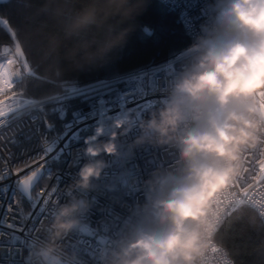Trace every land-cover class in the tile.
<instances>
[{
	"label": "clouds",
	"instance_id": "1",
	"mask_svg": "<svg viewBox=\"0 0 264 264\" xmlns=\"http://www.w3.org/2000/svg\"><path fill=\"white\" fill-rule=\"evenodd\" d=\"M147 4L91 0L73 5L63 13L58 33L48 37L47 54L77 70L97 66L123 46ZM208 7L211 14L181 53L185 63L161 105L140 120L141 134L133 141L134 146L174 147L179 167L148 181L146 202L110 264H236L215 241L222 221L215 206L248 171L247 155L258 148L262 170L253 179L264 181V0H215ZM130 113L111 121L107 140L100 139L103 123L85 137L83 154L89 159L70 191H88L101 178L108 165L99 157L119 154L117 140L133 126ZM88 206L73 199L57 208L48 240L35 252L39 264H61L58 243L80 226Z\"/></svg>",
	"mask_w": 264,
	"mask_h": 264
},
{
	"label": "built area",
	"instance_id": "2",
	"mask_svg": "<svg viewBox=\"0 0 264 264\" xmlns=\"http://www.w3.org/2000/svg\"><path fill=\"white\" fill-rule=\"evenodd\" d=\"M158 1L178 14L193 42L207 15L211 14L208 6L215 2ZM181 53L130 73L87 85L64 83L62 94L48 101H22L17 98L0 101V189H3L0 191V264H39L35 252L48 240L54 213L59 206L73 199L86 200L89 206L79 216L80 226L58 243L57 254L61 256V264H110L112 252L118 251L129 225L137 219L139 207L146 202L148 181L157 173L175 171L179 167V154L174 147L147 143L134 146L133 141L141 134L137 126L140 120L147 119L149 112L161 105L169 82L185 63ZM0 62L11 85L35 76L15 43L0 48ZM104 82H108L107 86ZM96 85H100L98 91L86 94L79 91ZM142 88L149 89L143 98ZM130 89H139L134 101L125 99ZM117 93L121 94L117 104L107 105L99 100L103 97L106 101H115ZM75 97H81L84 105L73 114L90 112L96 105L97 115L68 132L71 136L72 132L78 131L79 137L72 144L75 160L66 165L64 156L59 159L54 157L68 139V136L64 139L60 137L66 130L65 125L72 122L73 114L61 131H54L44 123L40 110L46 103ZM144 99H148L146 103H143ZM128 110H131L133 126L127 135L117 140L119 154L99 157L106 160L108 166L101 178L93 181L90 190L70 191L69 186L78 179L80 167L89 159L83 154L85 137L93 133L98 123H103L105 135L100 139L107 140L111 121ZM260 161L261 151L258 148L247 155L245 167L248 171L238 178L237 184L220 194L215 206L222 217L219 230L228 217L242 207L252 209L264 226V181L253 179L262 170ZM41 169L40 179L28 199L21 191V182ZM54 188L56 192L49 197ZM40 207L44 209L43 214L39 212ZM218 232L215 236L217 243ZM13 236L18 239L10 243Z\"/></svg>",
	"mask_w": 264,
	"mask_h": 264
},
{
	"label": "trees",
	"instance_id": "3",
	"mask_svg": "<svg viewBox=\"0 0 264 264\" xmlns=\"http://www.w3.org/2000/svg\"><path fill=\"white\" fill-rule=\"evenodd\" d=\"M88 2L91 0H8L0 4V48L18 43L35 73L33 78L18 81L6 97L11 94L23 100L48 101L62 94L64 83L87 85L127 74L177 55L193 43L176 12L158 0H148L146 10L132 22L123 46L114 49L97 66L74 69L62 57L47 54L48 37L58 33L64 12ZM99 2L103 5V0ZM83 105L81 97L68 98L46 103L40 112L48 127L61 131L73 112ZM216 239L228 249L236 264H264V226L252 209L234 211Z\"/></svg>",
	"mask_w": 264,
	"mask_h": 264
},
{
	"label": "snow or ice",
	"instance_id": "4",
	"mask_svg": "<svg viewBox=\"0 0 264 264\" xmlns=\"http://www.w3.org/2000/svg\"><path fill=\"white\" fill-rule=\"evenodd\" d=\"M104 84H105V86H107L108 82H104ZM99 87H100V85H96V86H91L90 88H85V89H82V90H79V91L81 92V94H86V93H88L90 91H98ZM138 91H139V89H130L128 91V93H126V95H125L126 101H134L136 99ZM148 91H149V89H147V90L143 89V92L141 93L142 98L147 96ZM120 95L121 94L117 93L115 101H113L111 99L106 101V100L103 99V97H101L99 100L101 102H106L107 105H114V104L118 103ZM147 100L148 99H144L143 103H146ZM60 114H61V117H63V114H64L63 108L60 109ZM96 115H97V106L96 105H93L92 110L90 112H87V113H77V112H75L73 114L72 122L65 125V129L66 130H65L63 136L60 137V139H64V136H68V132L71 131L74 127H76L77 124L84 123L85 121L94 118ZM78 137H79V132L78 131L72 132V135L68 136V139L65 140V142H64L63 148L60 149V152L57 153V156L54 157V158L55 159H59L61 156H64L65 157V164L66 165H71L74 162V160H75V157L73 156L72 144H73V141H76L78 139ZM49 151H51V149H49ZM35 176H36V173L34 172L31 175V181L33 180V178ZM21 183L25 186V188H27V186L29 185L28 177L26 179H24ZM0 191H3V189H0ZM55 192H56V189L55 188L52 189V192L48 194L49 197H51V195L53 193H55ZM45 203H46V201H45ZM39 212L41 214L44 213L43 207L39 208ZM0 223H2V221H0ZM9 227H12V225H9ZM17 239H18L17 237L13 236L9 242L10 243L14 242Z\"/></svg>",
	"mask_w": 264,
	"mask_h": 264
},
{
	"label": "rangeland",
	"instance_id": "5",
	"mask_svg": "<svg viewBox=\"0 0 264 264\" xmlns=\"http://www.w3.org/2000/svg\"><path fill=\"white\" fill-rule=\"evenodd\" d=\"M15 44H17L18 45V43H15ZM19 46V45H18ZM19 48H20V46H19ZM20 50H21V48H20ZM21 53H22V55L24 56V54H23V52H22V50H21ZM14 85H11V83L9 82V80H8V77H7V74H6V72H5V69H4V67L2 66V63L0 62V101H4V100H11V99H13V98H17V99H20V100H22V101H24L23 99H21L19 96H17V95H11L10 93H8V97H6L7 96V92L9 91V90H11L12 89V87H13ZM6 94V95H5ZM4 97V98H3Z\"/></svg>",
	"mask_w": 264,
	"mask_h": 264
},
{
	"label": "water",
	"instance_id": "6",
	"mask_svg": "<svg viewBox=\"0 0 264 264\" xmlns=\"http://www.w3.org/2000/svg\"><path fill=\"white\" fill-rule=\"evenodd\" d=\"M7 1L8 0H0V4L5 3ZM42 172H43V169L38 171L32 181H31V177L28 178L29 185L27 186V188H25V186L21 183L20 188L26 198L28 199L31 198V192L33 188L36 186V184L38 183Z\"/></svg>",
	"mask_w": 264,
	"mask_h": 264
}]
</instances>
